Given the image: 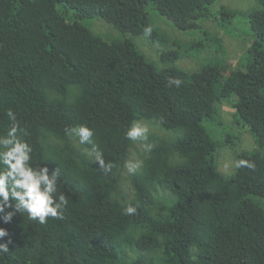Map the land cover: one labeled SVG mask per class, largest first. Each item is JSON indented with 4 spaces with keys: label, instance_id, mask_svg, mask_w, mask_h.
<instances>
[{
    "label": "trees",
    "instance_id": "trees-1",
    "mask_svg": "<svg viewBox=\"0 0 264 264\" xmlns=\"http://www.w3.org/2000/svg\"><path fill=\"white\" fill-rule=\"evenodd\" d=\"M216 1L0 0V130L12 109L68 201L43 224L26 212L0 222V264H264V0L244 13L254 38L227 74L220 61L178 66L183 51L171 47L160 66L132 38L168 45L150 5L178 30L207 34L200 19ZM240 13L222 6L217 24ZM92 17L123 37L94 32ZM231 99L251 150L221 134ZM137 116L176 133L149 137L140 170L124 176ZM81 125L94 130L83 143ZM226 147L237 151L230 174L218 166Z\"/></svg>",
    "mask_w": 264,
    "mask_h": 264
},
{
    "label": "rangeland",
    "instance_id": "rangeland-1",
    "mask_svg": "<svg viewBox=\"0 0 264 264\" xmlns=\"http://www.w3.org/2000/svg\"><path fill=\"white\" fill-rule=\"evenodd\" d=\"M222 6H226L229 9L241 11L235 17L222 20V26L217 24L218 16ZM258 5L257 0H217L210 6L211 15L209 18L200 22L204 26H211L205 30L208 31L204 34L200 29L194 30L191 33L178 30L172 22L159 13V11L148 6L147 11L150 16L152 24L162 32H165L169 41L168 45L161 43L160 41H152V39L146 34L132 36L137 47L151 60L155 61L158 65H161L159 52L171 48L181 49L183 56L176 61V65L182 66L187 69H198L201 65L213 61H220L224 68V73L227 74L232 68L241 64L246 59L247 46L253 41V34L250 27L248 16L245 12H248ZM202 20V21H201ZM93 29L94 32L101 34L106 39L122 38L121 34L116 28H114L107 21L101 17H92L85 19L84 21ZM195 44L197 46H195ZM204 44V47L201 46ZM166 65H169L166 63ZM233 100L223 105L225 119L230 125L222 128L223 135H232L233 142L238 143L241 149L251 150L255 148V138L251 133L248 126L240 123H234L233 113L235 107L233 106ZM135 122L141 123L148 129L147 140L137 139L134 142L133 147L129 151L125 168L124 176H131L135 171L140 170L141 167V155L144 153L146 144L150 141L149 137L153 136H174L176 132L166 131L160 127L152 124L142 116H137ZM213 128V126H212ZM238 149V148H237ZM236 156L237 151L235 148H224L219 157L218 166L219 169L225 173L230 174L236 168ZM128 188H131L130 178L125 180ZM264 204V200H263Z\"/></svg>",
    "mask_w": 264,
    "mask_h": 264
},
{
    "label": "clouds",
    "instance_id": "clouds-1",
    "mask_svg": "<svg viewBox=\"0 0 264 264\" xmlns=\"http://www.w3.org/2000/svg\"><path fill=\"white\" fill-rule=\"evenodd\" d=\"M145 32L151 33V28ZM5 114L11 119L0 130V222L9 224L20 212H26L29 220L38 219L41 224L48 217L62 218L63 206L68 201L61 190L59 172L49 173L46 165L35 163L28 129L21 125L12 109ZM147 132L145 126L136 122L128 128L125 136L133 141L147 140ZM93 134L94 130L88 125H81L78 129L80 143L89 140ZM96 163L103 167L101 159ZM245 165L252 166L244 159L237 162V167ZM125 211L130 214L135 208L128 206ZM7 235L8 231L0 227V237ZM7 248V244H0V251H7Z\"/></svg>",
    "mask_w": 264,
    "mask_h": 264
}]
</instances>
